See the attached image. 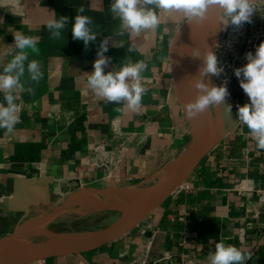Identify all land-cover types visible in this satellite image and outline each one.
<instances>
[{
    "label": "crops",
    "instance_id": "obj_1",
    "mask_svg": "<svg viewBox=\"0 0 264 264\" xmlns=\"http://www.w3.org/2000/svg\"><path fill=\"white\" fill-rule=\"evenodd\" d=\"M111 2L0 0V68L10 60L8 46L19 31L37 38L29 59L39 60L43 72L38 84L25 75V91L16 94L19 122L11 133L0 128V240L82 188L142 187L188 149L191 125L175 82L177 43L187 18L161 10L156 29L117 36L120 21ZM80 6L97 34L87 50L71 31ZM53 16L69 18L58 40L46 27ZM105 37H111L105 72L127 59L147 65L146 92L136 111L106 102L87 86ZM129 46L135 50L129 52ZM222 113L212 150L135 229L90 252L32 264H208L221 240L250 252L246 264H264V150L236 114ZM100 151L111 157L105 167L92 164Z\"/></svg>",
    "mask_w": 264,
    "mask_h": 264
},
{
    "label": "clouds",
    "instance_id": "obj_2",
    "mask_svg": "<svg viewBox=\"0 0 264 264\" xmlns=\"http://www.w3.org/2000/svg\"><path fill=\"white\" fill-rule=\"evenodd\" d=\"M161 10L182 13L190 23H203L210 12H215L218 23L225 30L229 26L239 29L245 23L252 22L255 12H264V0H112L110 11L120 21L116 35L123 36L127 33L129 36H139L144 31L156 29L161 23ZM84 12L83 6L77 9L71 31L73 39L83 42L87 50L96 41L97 34L91 27L92 18L84 15ZM68 23L67 16L49 18L46 27L50 37L53 40L60 39ZM110 39L111 37H105L99 45L93 71L87 74V86L106 102L125 103L130 110L136 111L141 107L146 92L142 80L147 65L143 60L133 62L127 59L118 70L105 72L111 62V58L105 56L109 51ZM37 43L35 36L16 32L13 45L8 46L11 58L0 68V93L3 94V102L0 103V128L7 133L14 130L20 119L18 113L21 108L16 103V94L18 91H25L23 78L27 74V79L37 84L43 78L40 61L29 59ZM120 46L123 47V42ZM134 50V46H129V52ZM191 56L201 59L202 67L199 68L198 78L193 82L196 96L183 107L188 118L196 119L210 109L225 105L230 93L227 81L220 86L205 82V78L219 77L224 72L223 67L218 66V57L214 51L207 49L201 54L197 50ZM246 60L243 67L234 69L241 89L249 98V103L237 106L238 123L247 127L257 148L264 150V42L256 48L255 54L246 53ZM26 90L30 94L34 93L31 87ZM231 109V104H227L225 110L230 113ZM251 258L250 252L221 240L216 243L215 250L209 253L208 264H246Z\"/></svg>",
    "mask_w": 264,
    "mask_h": 264
},
{
    "label": "water",
    "instance_id": "obj_3",
    "mask_svg": "<svg viewBox=\"0 0 264 264\" xmlns=\"http://www.w3.org/2000/svg\"><path fill=\"white\" fill-rule=\"evenodd\" d=\"M216 13L210 12L208 19L203 23L188 22L180 33L177 43L176 60V89L178 101L184 111L183 105L191 101L196 96V89L193 87L190 78L193 62L190 52L195 42L204 39L206 31L211 25L217 22ZM219 27L215 30L213 38L217 36ZM260 43H257V45ZM213 43L210 45L212 50ZM211 79V77L209 78ZM210 84L213 83L210 81ZM243 105L242 95H233V104L231 112H227L226 106L216 107L215 111H207L196 119L188 118L191 125V138L188 149L181 156H184L183 163L178 166L171 174L159 182L154 187L146 191L142 196L130 205L126 210H118L120 216L106 227L96 230L81 232L56 234L61 238L51 240L46 239L43 242L29 243L27 245L15 248L5 247L16 237L25 236L35 227H44L65 210L66 206L73 203L76 195L74 193L65 201L44 217H39L22 227L16 229L12 234L0 240V264H32L55 257H63L73 254H83L95 250L103 245L115 241L135 229L155 208H157L174 190H176L194 171L200 161L212 150L219 136L214 138L216 131L221 126L222 112L234 116L237 113V106ZM222 107L224 110H222ZM184 114L186 115L185 111ZM212 114L215 115L217 126L213 125ZM215 126V127H214ZM180 157V158H181ZM96 190V189H90ZM102 191V190H96ZM74 204V203H73ZM104 210V209H103ZM106 210V209H105ZM117 210V209H115ZM47 231V230H46ZM29 237L26 238L28 240ZM5 244V245H4Z\"/></svg>",
    "mask_w": 264,
    "mask_h": 264
},
{
    "label": "bare ground",
    "instance_id": "obj_4",
    "mask_svg": "<svg viewBox=\"0 0 264 264\" xmlns=\"http://www.w3.org/2000/svg\"><path fill=\"white\" fill-rule=\"evenodd\" d=\"M221 26L218 21L211 25L209 29L206 31V35L202 42L198 40L195 42L192 46L190 57L191 61L193 62L192 70H191V83L193 85V82L195 79H197L199 68L202 67V60L201 59H194L192 58V54L194 51H199L201 54H203L204 51L207 49H210V45L214 43L215 39L213 38L215 30ZM210 81L215 85L213 79L205 78L206 83H210ZM219 81V79H218ZM207 113V112H205ZM220 129H218L214 135V138H217L220 136ZM184 161V156L179 158L169 169L168 173L163 176L161 179L154 180L150 183L144 184L140 188L131 187V188H125V189H114V188H108L102 191H96V190H90V189H82L79 194L76 195L75 199L73 200V203L75 205L74 214L75 215H82L85 213L87 207L93 209V210H101V209H117V210H126L128 207H130L131 204H133L136 200H138L142 194H144L146 191H148L150 188L157 185L159 182H161L163 179H165L169 174H171L178 166H180ZM104 196H107V199H103ZM27 237H37L41 239H59L61 238L58 235H54L46 231L45 229L41 227H35L34 229L30 230L25 236L16 237L11 242L6 244L7 247H15L20 248L25 245H27ZM5 245V244H4Z\"/></svg>",
    "mask_w": 264,
    "mask_h": 264
},
{
    "label": "built area",
    "instance_id": "obj_5",
    "mask_svg": "<svg viewBox=\"0 0 264 264\" xmlns=\"http://www.w3.org/2000/svg\"><path fill=\"white\" fill-rule=\"evenodd\" d=\"M262 20H264V12L260 13ZM246 24V23H245ZM242 28L236 29L229 26L226 30L223 29V34L215 38L212 46L218 57L220 67H223L224 72L219 77H211L216 86H220L223 82L227 81V87L230 95L227 97V104H233V95H242L243 104L249 103V98L240 87L239 79L234 75V69L243 67L246 63V53L251 52L255 54L256 48L264 42V23H259L257 30L248 29L247 25ZM257 43H260L257 45ZM240 47L235 58H230L229 53L234 52L236 48ZM226 55H228L226 57ZM240 55V56H239ZM224 61H221V58ZM218 79H221L218 81ZM217 83V84H216ZM237 115V113H236ZM111 161V157L104 151L95 154L92 159V164L95 167H105ZM261 199L264 200V193H261Z\"/></svg>",
    "mask_w": 264,
    "mask_h": 264
},
{
    "label": "rangeland",
    "instance_id": "obj_6",
    "mask_svg": "<svg viewBox=\"0 0 264 264\" xmlns=\"http://www.w3.org/2000/svg\"><path fill=\"white\" fill-rule=\"evenodd\" d=\"M262 16L259 12H255L252 16V22L246 23L248 29L254 31L258 29L259 23H264V20L261 19ZM223 26H219L217 37H220L223 34ZM240 50V47L236 48L234 52H230L229 56L230 58H235L237 56V52ZM228 55H226L227 57ZM240 56V55H239ZM221 58V57H220ZM221 61H224V58H221ZM222 110L223 107H222ZM210 111H215V108L210 109ZM213 113V112H212ZM169 169L162 175L156 177V179H161L163 176H165L168 173ZM152 182V181H151ZM140 188V187H138ZM90 189V188H89ZM74 193H72L70 196H72ZM69 196V197H70ZM69 197H66L62 199V201H65ZM103 199H107V196H104ZM62 201H58L53 210L57 208ZM86 211L82 215H75V205L73 203H70L66 206L65 210L62 211L58 217H56L54 220L50 221L44 229L56 233V234H68V233H81L91 230H96L99 228H103L114 222L121 214L120 211L115 209H101V210H93L89 207L85 208ZM52 210V211H53ZM29 243H37V242H43L45 239L37 238V237H30L27 240Z\"/></svg>",
    "mask_w": 264,
    "mask_h": 264
}]
</instances>
